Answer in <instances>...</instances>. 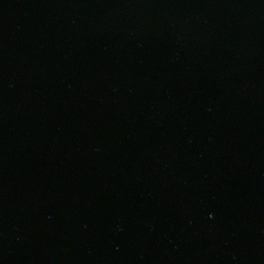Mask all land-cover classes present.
<instances>
[{"label": "water", "instance_id": "water-1", "mask_svg": "<svg viewBox=\"0 0 264 264\" xmlns=\"http://www.w3.org/2000/svg\"><path fill=\"white\" fill-rule=\"evenodd\" d=\"M0 264H264V0H0Z\"/></svg>", "mask_w": 264, "mask_h": 264}]
</instances>
